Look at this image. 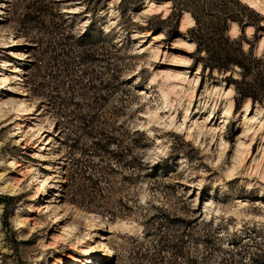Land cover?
<instances>
[{
	"label": "rangeland",
	"instance_id": "obj_1",
	"mask_svg": "<svg viewBox=\"0 0 264 264\" xmlns=\"http://www.w3.org/2000/svg\"><path fill=\"white\" fill-rule=\"evenodd\" d=\"M238 1L0 0V264H128L156 223L206 264H264V103L236 92L264 91V0ZM191 13L255 75L202 66Z\"/></svg>",
	"mask_w": 264,
	"mask_h": 264
},
{
	"label": "trees",
	"instance_id": "obj_2",
	"mask_svg": "<svg viewBox=\"0 0 264 264\" xmlns=\"http://www.w3.org/2000/svg\"><path fill=\"white\" fill-rule=\"evenodd\" d=\"M169 1L172 9L180 11L182 8H187L186 4L191 2L192 0H182L181 2L178 1V6L176 5V2L174 0ZM219 1H221L222 3H226L229 0ZM231 1H233L235 5L241 6L238 0ZM243 6L247 8L246 5ZM225 12L226 13H224L218 21V24L215 25V27L219 29L217 36H219L221 40L226 43H232L235 42L236 39L235 37H229L226 34V21L227 19L236 20L240 27H242V23L240 20L234 17L233 13H229L228 11ZM191 15L193 16L194 23L188 28V31L192 33L191 38L194 40L195 48L198 51H203V55L200 56V60H202V66L205 65L208 68L226 69L231 64H234L242 69V79L247 76V73L249 75H255L257 69L259 68L258 57H255L254 55L246 57L244 52L241 51L240 47H237V52L234 53V55L228 48L220 47L219 41H215L213 36L210 35V30L201 25L202 22L200 21L199 17L192 13ZM212 33L216 34L215 32ZM68 37L70 41H68L67 44L71 45H85L94 41V35L88 33L86 29L81 30L76 35L69 33ZM60 47L62 48V46L59 45L58 48L60 49ZM54 48L58 49L57 45H55ZM54 59H56V57L51 56V60ZM204 59L208 60L206 61ZM250 80L251 81L244 82L247 83L246 86L236 88V92L239 98L250 97L251 100H258L264 103V91H258L257 87L254 84V77H252V79ZM92 143L93 145L98 144L96 139L93 140ZM100 178L102 180H105L104 176L100 175ZM160 225V223H156V225H152L148 229H145L144 231H142L140 237L131 236L135 241V246L132 247L128 252V255L132 259L128 264H164L162 263L161 256L159 254L162 251H166L170 254V261L167 264H179V262L176 261V258L179 256H184V261L186 262V264H206L205 253L196 248L194 244H192L191 248L186 253V251L183 250L181 241H173V238L169 236L170 234L168 235L160 232ZM151 234L157 235V237H155L146 245L145 243H143L141 237H145ZM189 237L191 239V243H193V241L195 242V240L202 242L205 250L209 247L210 249L212 248L211 241L209 239L210 237H207L206 235H194L192 231L190 232ZM141 260L145 261L141 262Z\"/></svg>",
	"mask_w": 264,
	"mask_h": 264
},
{
	"label": "bare ground",
	"instance_id": "obj_3",
	"mask_svg": "<svg viewBox=\"0 0 264 264\" xmlns=\"http://www.w3.org/2000/svg\"><path fill=\"white\" fill-rule=\"evenodd\" d=\"M165 4L167 5L168 4V2L166 1L165 2ZM249 6H251V7H256V5L253 3V2H250V4H249ZM186 13V12H185ZM187 14V13H186ZM15 55V54H14ZM182 60V59H181ZM186 62V61H185ZM47 140V139H46ZM47 143H49V141L47 140ZM100 244V243H99ZM102 244V243H101ZM103 245V244H102Z\"/></svg>",
	"mask_w": 264,
	"mask_h": 264
}]
</instances>
